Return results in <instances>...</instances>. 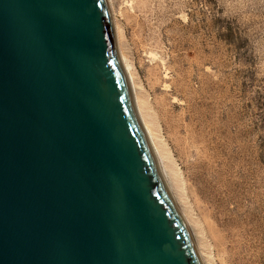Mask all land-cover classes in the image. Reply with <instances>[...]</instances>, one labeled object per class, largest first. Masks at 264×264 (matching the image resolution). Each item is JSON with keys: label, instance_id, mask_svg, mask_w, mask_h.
<instances>
[{"label": "water", "instance_id": "95a60500", "mask_svg": "<svg viewBox=\"0 0 264 264\" xmlns=\"http://www.w3.org/2000/svg\"><path fill=\"white\" fill-rule=\"evenodd\" d=\"M0 264H201L105 0H0Z\"/></svg>", "mask_w": 264, "mask_h": 264}, {"label": "rangeland", "instance_id": "374dc122", "mask_svg": "<svg viewBox=\"0 0 264 264\" xmlns=\"http://www.w3.org/2000/svg\"><path fill=\"white\" fill-rule=\"evenodd\" d=\"M107 2L137 116L195 251L231 264L213 240L210 187L248 264H264V0Z\"/></svg>", "mask_w": 264, "mask_h": 264}, {"label": "bare ground", "instance_id": "6f19581e", "mask_svg": "<svg viewBox=\"0 0 264 264\" xmlns=\"http://www.w3.org/2000/svg\"><path fill=\"white\" fill-rule=\"evenodd\" d=\"M107 1L108 0H105L109 14H110V10H109V6H108ZM110 17H111V15H110ZM111 22H112V20H111ZM113 31L115 32L114 37H116V40L118 41V29H117V26H115V24H114ZM116 40H115V44L117 42ZM118 60H119L120 66L122 67L123 72L127 78L128 84L130 83L129 84L130 91L131 90L133 91V89H131V87H130V85L132 84V82H131L132 80H131V74L129 72L128 65H127V63H125V60L123 59V57L121 58L118 56ZM131 95H132V93H131ZM133 104H134V102H133ZM135 112H136V110H135ZM139 122H140V120H139ZM140 124H141V122H140ZM142 128H143V126H142ZM143 131H144L145 137H146V139H147V141L151 147V150L153 149L152 152H153L156 164H157L158 171L160 173V176L162 178L164 186L167 190V186L165 184L167 180L165 179V173H164L163 167L161 166L159 159L157 158V149H156V146L153 142L154 138H152L151 133L145 127L143 128ZM167 192H168V190H167ZM209 192H210V187L207 189V199L209 200V203H210V206L208 207L210 209L208 212L209 217H210V219H212L214 226L216 228V232H214V235H213V240L220 247L222 253L226 254L227 259L229 260V262L231 264H248L247 259L245 257V247L243 244L244 242L242 243L240 241V239H239L240 234L236 230V228L237 229L239 228V225L237 224L236 221L233 220V217L230 216L228 214V212H226L223 209L222 203L217 197V194H216L217 192L213 191L212 192L213 194L212 193L208 194ZM187 213L189 214V217L192 220L193 217H192L191 213L188 211H187ZM179 215L181 216V219L183 220V223L185 225V228L187 229V232L190 233L187 222L183 219V216L180 212H179ZM193 225L195 227V225H197V222L195 221V223ZM200 231H201V228H200ZM189 235H191V234H189ZM202 236H203V234H202ZM196 254H197L201 264H205V261H204L203 257L201 256L200 251L197 250V247H196Z\"/></svg>", "mask_w": 264, "mask_h": 264}]
</instances>
